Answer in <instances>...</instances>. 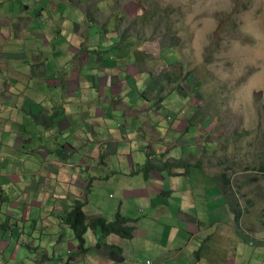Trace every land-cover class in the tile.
<instances>
[{"label":"rangeland","instance_id":"374dc122","mask_svg":"<svg viewBox=\"0 0 264 264\" xmlns=\"http://www.w3.org/2000/svg\"><path fill=\"white\" fill-rule=\"evenodd\" d=\"M64 1L66 0H57L54 4L55 9L59 11L56 21L57 28L63 34L58 37V40L56 38L58 46H66L71 49L82 47L90 54L101 56L107 51H115L118 47L132 45L133 49L136 48V55L139 56L140 50L146 52V57L149 56V59L142 56L139 58L142 62L146 59L145 63H139V69L149 73V77L152 72L156 83H158L156 80L158 77L165 82L159 89L158 95H162V92L168 88L185 89L192 86L194 90L196 89L194 99L187 100L189 104L186 108L189 111L190 107L195 106V112L198 111L200 114L197 124L193 120L197 129L196 135H191V128L194 127V124L188 118L177 121H168L165 118L166 121H161L160 118L158 123L161 128L158 134L155 135L156 129L152 126L154 129L151 132L155 135V139L151 134H148V137L140 136L139 132L143 128L142 121L136 123L134 120L137 124V135L132 138L130 143H178L182 140V143H188V139H192L191 141H195V143H203L201 155L207 160H203L201 164L204 172L209 176L200 169V166H191L189 173L187 172L188 168L182 169L180 173L183 175L177 174L175 172L177 169L164 170L166 162H168L166 168H170L171 165L174 168H182L183 155L189 153H184L182 147L178 153H173L172 150L168 151L169 153L167 152L165 157L160 156L157 161L150 162L146 159V171L143 172L146 176H151L152 173H156L155 171H160L162 172L160 174L165 175L166 182L171 180L173 189L191 190L198 203L193 208L195 211L190 212L189 218L196 219L202 224H207L205 221L207 218L216 222L220 219L224 224L230 226V228L220 226L217 231L230 233L223 234L221 239L228 245V240L232 238L231 244L235 256L234 254L230 256L229 251L231 264H264V174L260 168L264 165V0H67L69 3ZM63 4H66L65 9ZM243 6H246L247 9H244ZM249 6L253 11L248 8ZM66 8H68L67 11ZM78 10L80 11L78 17L73 19V15H76ZM39 13L40 11H37L33 16H37ZM150 13H154L153 16H150ZM145 16H148L149 19L141 29L136 26L135 21L142 20ZM27 20H17L16 25H20L24 21L27 22ZM0 24L3 27L6 26L4 20L0 21ZM87 25L89 28L98 30L92 41L88 40ZM111 30L117 31L119 37H114ZM33 37L37 42L32 49L41 48L40 33L38 32ZM16 41L15 31L14 41L4 51L0 44V56L2 53L8 56V49L15 47ZM28 50L31 49H25V55L19 53V57L15 52L11 54L23 62L22 67L27 74L23 80L26 84L34 81L33 69L37 72L33 62L30 59H25L29 56ZM112 58L117 59L116 55H112ZM149 63H153L155 68L149 67ZM167 73L172 75L170 80L167 78ZM146 75V73H141V77H146ZM124 81L131 88L138 86L141 90L144 89V92L146 90L139 84L136 85L137 81L133 75L130 79L124 78ZM139 82L141 83V80ZM9 83L12 82L9 81ZM115 86H117L116 83L113 87ZM149 91L151 92L147 95L151 98L158 90L149 88ZM144 92L141 93L142 96L145 95ZM91 95H94V90L91 91ZM98 96L102 97L97 104L98 112L104 113L106 116L112 114L114 118L111 125L117 127L118 131L132 119L121 116L116 110L111 111L114 101L120 100L123 94L111 95L108 88H101L95 94V97ZM61 97L62 95L57 99L58 103L61 102ZM71 101L74 102L72 105L74 108L86 107L84 98L78 97ZM165 102L168 112L173 109L178 110L179 113L182 112V100L178 101V105L173 106L175 98L169 95ZM170 106L173 109L169 108ZM195 112H190L189 116ZM145 119H148L150 125L152 124V117L146 116L143 120L145 121ZM97 128L98 126L92 125L90 129L97 131ZM184 128L185 131H183ZM90 129L88 127V130ZM95 136L88 138V134L83 135L84 147L89 146L88 150L92 144L98 143ZM182 136L185 138L182 139ZM98 137H108L113 141H118L114 140V135L109 133ZM40 142L45 143L44 141ZM72 143L79 144L80 140L73 139ZM33 146V143H24L23 148H26V152L29 153ZM154 154L158 156L159 153L155 152ZM144 156L146 155L144 154ZM33 159L31 156H27V161ZM102 168L107 171L106 166ZM130 171L129 169L128 172ZM129 174L127 178L131 186H137L139 189L144 185V174L140 178L139 175H134L132 172ZM224 176L230 179V184L225 183ZM207 180L213 185L210 191L212 198H209L211 206L209 211L200 207L205 206V204H200V198L205 196L203 187ZM81 181L79 183H86L85 178ZM100 181L94 186L90 184L82 193L83 200L88 198L85 212L87 209L95 210L101 216L113 220L115 213L124 203L127 204V208L122 212L123 215H129L136 220H141L142 216L146 215L151 218L147 239L135 240L131 250H128L129 255L134 252L141 255V245H149V243L159 240L162 227L171 228L173 226L172 215L178 226V221L182 222L183 219H187L191 223L188 217L180 219L179 209L181 207L172 200H170L172 215L169 211H160L153 217L152 210L148 209L146 202L137 206L136 199H125L124 191L134 188L126 189V181H123L122 186H119L118 182L110 184L105 178ZM220 189L224 192L225 197L220 196ZM141 190H143L142 187ZM27 192L30 193V189ZM12 198L11 202L17 200V195L14 192ZM76 200L74 197L68 204L72 206ZM144 206L147 209L143 208L144 211L140 214ZM22 207H25L24 203H20L16 207L17 213L8 211L7 216H19L20 220L18 218H14V220L23 224V213L18 212ZM219 208L226 210L225 215H221L222 218L216 216L220 212ZM232 208L240 212L237 220L233 219ZM32 210V214H29V222L25 227L21 230H13L11 244L19 241L20 249L14 252V247L7 249L6 242H1L3 248L0 250V262L7 263L11 259L9 264H61V262L87 264L88 259L73 263L77 252H73L72 255L64 253L65 255L62 256L64 261H57L55 249L63 248L68 241H70L68 244H71L72 249L74 247L77 251V244L73 240L74 234L70 230H65L71 234L69 236L71 240L67 241V235L65 241H57L58 235L54 236L50 229H54L56 234L57 231L58 234H61L62 228H65L64 224L57 225L59 214L41 215L39 208L32 207ZM230 220H232V224H230ZM35 222L39 227H36L31 234L30 226H36ZM2 228L0 229L1 237L5 233ZM183 230L187 233L186 238H189L191 231L187 228ZM22 232L27 235L31 234V242L28 243V237L23 236ZM94 232L91 231L85 236V243H94L92 242L96 238ZM212 234L213 231L208 229L204 234L201 231L198 237L202 239L210 237ZM179 237L184 238L183 234ZM237 244L238 247H236ZM225 252V254L228 253L227 249ZM166 253L169 255V261H172L173 255L177 257L179 254L174 249H169ZM145 254L142 255V258L153 257L147 252ZM200 254L204 259L207 253L199 251L196 253V258ZM153 260L152 264H157L156 259ZM174 262H178V260Z\"/></svg>","mask_w":264,"mask_h":264},{"label":"crops","instance_id":"0c3cea01","mask_svg":"<svg viewBox=\"0 0 264 264\" xmlns=\"http://www.w3.org/2000/svg\"><path fill=\"white\" fill-rule=\"evenodd\" d=\"M56 2L57 0H0V21L4 20L6 23L5 27L0 24V44L3 51L14 41L15 31L17 34L15 47L8 49L9 55L2 53L0 56V229L4 226L2 230L5 232L2 237L0 236V250L3 248L1 242H6L7 249L14 247V252L20 249L19 241L11 244L13 230H21L25 227L29 222V214H32V207L39 208L41 215L59 214L57 225L62 226V221L74 206L68 202L75 197V200L78 199L76 201L84 203L83 213L87 220L105 218L109 222H114L118 215L127 218L129 224L126 225V229L132 232V239L126 240L119 236L103 238L101 229H97V232H94L96 238L92 240L94 243H85L84 240L85 249L83 247L82 250H79L77 246L76 251L74 247L72 249L71 244H68L71 234L65 230H70L69 227L62 228L61 234H58V231L56 234L54 229H50L54 236L58 235L57 241L59 242L65 241L64 239L68 235L67 244H64L63 248L55 249L57 261H64L62 258L64 253L72 255L73 252H77L75 258L72 257L75 259H73V263L88 259L87 264H133L134 260L150 259L152 264L153 259H156L157 264H231L229 251L230 256L234 254L232 238L228 240V245L221 239L223 234L230 233L217 231L220 226L230 228L218 219V217L222 218L221 215H225L226 210L219 208L220 212L216 215L218 222L210 218L205 219L207 224H202L196 219L193 220L189 218L190 212L195 211L193 208L198 202L191 190L190 192L189 190L173 189L171 180L166 182L165 175L160 174L162 173L160 171H155L156 173H152L151 176H146L143 172L146 171L147 160L157 161L160 156L165 157V154L170 150L173 153H178L181 147L184 153L189 152L183 155L182 168H174L173 165L166 168L168 163L166 162L164 170L177 169L175 172L183 175L180 173L182 169L188 168L187 172L189 173L191 166H200L204 172L201 162L206 161L207 158L201 155L203 143L192 142V139H188V143H182L183 140L178 143H130L132 138L137 135L136 123L142 121L143 124V128L139 132L140 136L148 137V134H151L155 139L154 136L158 134V131L160 132L161 128L158 120L160 118L161 121L168 120L167 113L160 112V109L163 105L162 100L169 94L170 89L160 97L147 102L150 99L149 88L151 90L154 84L151 83L149 77H141L143 71L138 66L142 61L139 58L146 52L142 54L140 51L138 56L136 48L133 49L130 45L123 48L118 47L115 51H107L106 54L100 56L90 54L82 47L71 49L66 46H58L56 38L58 40V37L63 34L57 28L56 21L59 11L55 9ZM64 2L69 3L67 0ZM63 7L65 9L66 4H63ZM37 11L40 13L33 16ZM79 12L78 10L76 15H73V19L78 17ZM22 19L28 20L16 25L17 20ZM87 28L89 30L88 40L92 41L98 30L89 28L88 25ZM111 31L114 37H119L117 31ZM38 32L40 33L39 40L42 42L41 48L32 49L37 42L33 35ZM25 49H31L28 50L29 56L25 59H30L37 70L35 72L33 69L34 81L28 84L23 80L27 74L22 67L23 62L18 58L19 53L25 55ZM13 52L18 54V57L11 55ZM112 55H116L117 59L112 58ZM147 57L149 59V56ZM132 75L136 78V85L139 84L140 87L146 88L145 92L138 86L131 88L124 81V78L130 79ZM114 83L117 86L113 87ZM101 88H108L111 95L123 94L120 100L114 101L111 111L116 110L121 116H127L133 120L130 119L119 131L117 127L111 125L114 118L112 114L106 116L104 113L98 112L97 104L102 97H95V94ZM92 90H94V95H91ZM142 91L145 93L144 96L140 95ZM61 95V102L58 103L57 99ZM136 95L138 96L134 98L133 96ZM78 97L85 99L86 105L84 106L86 107L77 109L72 106L74 102L71 100ZM70 98L71 100H69ZM154 100H157L156 107L150 109L149 105ZM141 104L143 105L141 106ZM193 104L195 105V103ZM74 105L76 106V103ZM146 116L153 118L151 125L148 119L143 120ZM179 119H183V117L180 116ZM92 125L98 126L97 131L90 129ZM152 126L156 129L155 135L151 132L154 129ZM194 132H196L195 128L192 129V133ZM108 133L114 135V140L118 141H113L108 137H98ZM85 134H88V138H94L96 135L95 138L98 141V143L92 144L89 150V146L84 147L83 135ZM184 138L185 136H183ZM73 139L80 140V143H72ZM91 141L94 142V140ZM24 143L34 144L29 153L26 152V148H23ZM155 152L159 153L158 156L154 154ZM27 156L34 159L27 161ZM105 166L107 171L102 168ZM129 169L132 174L139 175V178L144 174L145 186H141L143 190L141 187L137 189V186H131L127 178L130 175ZM84 178L86 183H79ZM102 178L108 179L110 184L118 182L119 186H122L123 181H126V189L134 187L124 191L125 199H136L137 206L146 202L148 209L152 210L153 217L160 211H169L172 215L170 208V200H172L181 207L179 209L180 219L188 217L191 223L187 219H183L182 222L178 221V226L172 215L173 226L171 228L162 227L159 240L149 243L150 246L141 245V255L137 252L129 255L128 250H131L135 240L147 239L151 218L146 215L142 216L141 220H136L129 215H123L122 212L127 208V204L124 203L115 213L113 220L101 216L95 210L87 209L85 212L88 198L83 200L82 193L90 184L94 186L101 182ZM119 178L121 179L119 180ZM204 184L205 196L200 198V204H205V206L200 207L209 211L211 207L209 198H212L210 191L213 185L208 183V180ZM29 189L30 193L27 192ZM13 192L17 195V200L11 202ZM86 192L89 191L86 190ZM219 194L223 196L221 192ZM20 203L25 204L24 208L18 210L19 213H23V224L14 220V218L19 219V216H7L8 211L16 212V207ZM143 208L147 209L145 206L142 207L140 214L143 213ZM230 224H232V220H230ZM35 225L30 226L31 234L36 227H39L36 222ZM185 228L191 231L189 238H186L187 233L183 230ZM208 229L213 231L212 236L200 239L198 235L201 234V231L204 234ZM89 232L91 230L87 234ZM31 234L23 233V236L28 237V243L31 242ZM181 234L184 238L179 237ZM96 241L97 244H95ZM169 249L179 252L177 257L173 255L172 261H169V255L166 253ZM225 249L228 251L227 254H225ZM199 251H206L204 259L201 258V254L196 258V253ZM146 252L152 254L153 257L142 258ZM83 254L85 255L83 256ZM175 260L178 262H174ZM9 261L11 259L7 263L0 262V264H8ZM61 264L66 263L61 262Z\"/></svg>","mask_w":264,"mask_h":264},{"label":"trees","instance_id":"16d2710c","mask_svg":"<svg viewBox=\"0 0 264 264\" xmlns=\"http://www.w3.org/2000/svg\"><path fill=\"white\" fill-rule=\"evenodd\" d=\"M260 168H261V172H263L264 174V165H262ZM224 178H225V183L230 184V179L225 176ZM83 204L84 203L76 201L71 209V212L68 213L67 217L62 221L63 224L69 227L71 232H73L74 234L73 240L76 242L79 250L83 249L84 235H86L89 230L97 232V229H101V236L103 238H109L111 236H119L126 240L132 239V232L126 229V225L129 224V220L127 218L118 215L114 222H109L105 218H96V219L87 220L83 213ZM231 212L234 213L233 219L237 220L240 212L238 210H234L233 208Z\"/></svg>","mask_w":264,"mask_h":264},{"label":"clouds","instance_id":"9594fccd","mask_svg":"<svg viewBox=\"0 0 264 264\" xmlns=\"http://www.w3.org/2000/svg\"><path fill=\"white\" fill-rule=\"evenodd\" d=\"M243 7H244V9H247L246 6H243ZM248 8H249L250 10H252V7H251V6H249ZM149 11H150V10H149ZM252 11H253V10H252ZM256 11H257V10H256ZM153 14H154V13H150V16H153ZM157 14H158V13H157ZM148 19H149V17H148V16H145L142 20H136V21H135V24H136V26H138L139 28L142 29L143 26L145 25V23H146V21H147ZM133 43H134V42H133ZM133 45H134V44H133ZM139 52H140V50H139ZM142 52H143V51H142ZM142 57L147 59V57H146L145 54H143ZM146 59H144V60L146 61ZM145 61H143V62H145ZM141 62H142V61H141ZM167 62H168V61H167ZM151 64H152V65L149 66V67L155 68V67H154V64H153V63H151ZM143 73H146V74H147L146 77H149V73H147L146 71H143ZM153 76H154V75H153V73L151 72V77H149V80L151 81V83L154 84V85L152 86V89H153V90H158V91L154 94V97H151V98L149 97L150 99H149V101H147L148 103H149L151 100H153L154 98H157V97H160V96H161V95H158V93L160 92L159 89H161V88H162V85H164V83H165V82H163V81L161 80L160 77H158V78L156 79V80H158V83H156L155 78H154ZM171 76H172L171 73H169V74L167 75L168 80H170L169 78H172ZM152 79H153V80H152ZM172 82L174 83V81H172ZM157 85H158V86H157ZM180 89H182V88H179V89H177V88H171V89H170V90H173V91L170 92L169 94H167L166 97L162 100V101H163V105L161 106L160 112L165 113V114L167 113L166 118L168 119V121H177L178 118H179L180 116H182L183 118H188L189 120H191L192 123H193V120H195V123L197 124V118L199 117L200 114L198 113V111L195 112L196 107L193 106V107H190V108H189V111L186 110L187 105L189 104V102H188L187 100L189 99V101H192V100L194 99L196 89L194 90V88H193L192 86H191V87H186L185 89H182V90H180ZM168 90H169V88L166 89L165 91H163L162 94H163L164 92L168 91ZM179 90H180V92H179ZM150 92H151V91H150ZM141 93H143V91L140 92V95H141ZM153 93H154V92H153ZM169 95H172V96H174V98H175V102L172 104L173 106L178 105V101H179V100H182V112L179 113V111H178V110H174L172 106H170L169 108H172L173 111L168 112V110H167V108H166L167 104H166L165 101H166V98H167ZM186 98H187V99H186ZM156 103H157V100H154V101L152 102V104L149 105V108H150V109H153V108L155 107ZM190 112H195V113H193L191 116H189ZM169 114H170V116H169ZM188 116H189V117H188ZM193 124H194V123H193ZM196 126H197V125H196ZM193 128L196 129L195 124H194V127L191 128V135H193V134L196 135V133H197V129H196V132L192 133V129H193ZM184 131H185V128H184ZM182 137H183V136H182ZM182 139H183V138H182ZM188 142H189V140H188ZM165 155H166V154H165ZM218 188H219V187H218ZM220 190H221V189H220ZM220 190H219V191H220ZM220 192L222 193L223 197H225V196H224V193L222 192V190H221ZM146 260H149V261H150L149 264H151V260H150V259H145V260H142V261H139V260H138V262H141L142 264H145V261H146ZM134 261H137V260H134ZM133 264H134V262H133Z\"/></svg>","mask_w":264,"mask_h":264},{"label":"built area","instance_id":"2783aa9c","mask_svg":"<svg viewBox=\"0 0 264 264\" xmlns=\"http://www.w3.org/2000/svg\"><path fill=\"white\" fill-rule=\"evenodd\" d=\"M150 263V261L149 260H146L145 261V264H149ZM134 264H142L141 262H138V261H134Z\"/></svg>","mask_w":264,"mask_h":264}]
</instances>
